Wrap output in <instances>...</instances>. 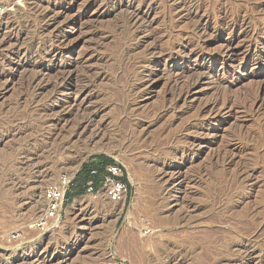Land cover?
<instances>
[{
    "label": "rangeland",
    "instance_id": "374dc122",
    "mask_svg": "<svg viewBox=\"0 0 264 264\" xmlns=\"http://www.w3.org/2000/svg\"><path fill=\"white\" fill-rule=\"evenodd\" d=\"M0 264H264V0H0Z\"/></svg>",
    "mask_w": 264,
    "mask_h": 264
},
{
    "label": "built area",
    "instance_id": "2783aa9c",
    "mask_svg": "<svg viewBox=\"0 0 264 264\" xmlns=\"http://www.w3.org/2000/svg\"><path fill=\"white\" fill-rule=\"evenodd\" d=\"M91 175L93 178L85 184L86 192L96 195L102 189L106 196L114 201L127 197L129 185L122 179L125 174L119 162L107 165L102 173L94 169ZM97 176L100 178L98 185L95 181ZM75 178L70 173H63L58 182L48 185L44 193V207L39 217L29 225V229L45 234L56 227V222L62 216L67 195L74 186ZM15 236H22V232H18Z\"/></svg>",
    "mask_w": 264,
    "mask_h": 264
},
{
    "label": "trees",
    "instance_id": "16d2710c",
    "mask_svg": "<svg viewBox=\"0 0 264 264\" xmlns=\"http://www.w3.org/2000/svg\"><path fill=\"white\" fill-rule=\"evenodd\" d=\"M118 163L114 158L107 156V155H97L92 158V161L87 162L84 164V168L80 177L75 178L74 186L72 187L73 191L68 193L71 197L72 195H81L86 192L85 184L86 182L93 178L91 175V171L97 169L99 173L104 171V168L109 164ZM124 181L128 182L127 175L122 178ZM100 178L97 176L95 178L96 184L98 185ZM67 195V196H68Z\"/></svg>",
    "mask_w": 264,
    "mask_h": 264
},
{
    "label": "bare ground",
    "instance_id": "6f19581e",
    "mask_svg": "<svg viewBox=\"0 0 264 264\" xmlns=\"http://www.w3.org/2000/svg\"><path fill=\"white\" fill-rule=\"evenodd\" d=\"M85 153H87V152H85ZM105 194V193H104ZM106 195V194H105ZM108 197V196H107ZM44 198V197H43ZM109 198V197H108ZM110 199V198H109ZM112 200V199H111ZM112 201H114V200H112ZM37 208V203L36 202H34L33 203V205L31 206V210L33 211V210H35ZM58 223H60V220L59 221H57L56 222V227H57V225H58ZM28 227H29V225H28ZM52 231V230H51Z\"/></svg>",
    "mask_w": 264,
    "mask_h": 264
},
{
    "label": "water",
    "instance_id": "95a60500",
    "mask_svg": "<svg viewBox=\"0 0 264 264\" xmlns=\"http://www.w3.org/2000/svg\"><path fill=\"white\" fill-rule=\"evenodd\" d=\"M85 156H86V155H82V158H81V159H83ZM84 162H85V161L82 162V165L84 164Z\"/></svg>",
    "mask_w": 264,
    "mask_h": 264
}]
</instances>
